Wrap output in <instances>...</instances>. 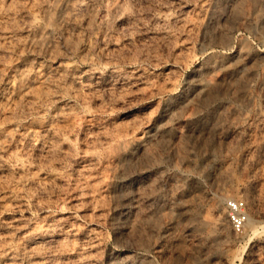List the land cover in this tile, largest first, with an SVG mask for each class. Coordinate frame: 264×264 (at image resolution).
<instances>
[{
    "label": "rangeland",
    "instance_id": "rangeland-1",
    "mask_svg": "<svg viewBox=\"0 0 264 264\" xmlns=\"http://www.w3.org/2000/svg\"><path fill=\"white\" fill-rule=\"evenodd\" d=\"M74 1L0 0V264L47 225L55 261L95 230V264H264V0ZM230 199L251 238L213 221Z\"/></svg>",
    "mask_w": 264,
    "mask_h": 264
},
{
    "label": "bare ground",
    "instance_id": "bare-ground-1",
    "mask_svg": "<svg viewBox=\"0 0 264 264\" xmlns=\"http://www.w3.org/2000/svg\"><path fill=\"white\" fill-rule=\"evenodd\" d=\"M127 3H128V0H120V1L116 2L113 5V7L111 6V8H113L114 16H124L126 14V12L128 11ZM67 7H68V12H67L68 13V17L70 19H72V20L73 19H77L81 14H83L85 12H87V13L94 12L95 9H96L95 3L93 1H91V0H75L73 3L69 2V5ZM229 14L230 13L227 14V12H226V14H222L219 17V19H217V20L226 19L229 16ZM215 15H216V13H215ZM184 18L179 19V22L181 21V22L185 23ZM212 18H214V17H212ZM117 19H119V18H117ZM121 20L123 21V19H121ZM216 22H218V21H216ZM112 23L114 24V22H112ZM214 23H215V21H214ZM197 82L204 85V82H203L202 79H198ZM228 82H230V81H228ZM211 85H212V83H211ZM206 86L208 87V85H206ZM203 88H204V86H202V89ZM205 92H206L205 96H209L210 94L213 93L211 89H209V90H207ZM201 93H203V92H201ZM248 95H246V98L248 97ZM209 97H211V96H209ZM209 97H206V98H209ZM202 128H204V127H202ZM144 142L146 143V141L143 140L142 143H140L139 146H138V148H139L140 152H142V154H144L143 152L146 151L145 149H147L145 147ZM140 156H141V153H140L138 159L140 158ZM94 160H95V157L93 155H89V153H87L85 155V160L84 161L86 162V165H91V163ZM129 187H131V186H129ZM127 188L128 187H126V190L128 191ZM131 188L133 189L134 187H131ZM128 193L129 192H127V194H125V191H124L123 194H125V195L122 194L123 198H124L123 201L126 200L125 202H126V205L129 206L128 207L129 212L132 213L134 208H135V198L132 195H128ZM221 204H217V206H216V210H215L216 212L214 211L215 212L214 213L215 214V218H214L213 221H216L217 223H219V226H222L223 228H225V227H227V225H229L230 222L228 220L227 215L225 214L226 213L225 212L226 209ZM211 213H212V211H211ZM208 216H207V214L204 215V216L201 215V217H202L201 218L202 219L201 222L203 224H205V225H209L210 223H213ZM197 217L200 218V215L197 216ZM252 218L253 217L250 214L249 220H248V222H247V224L245 226V229H244L243 233H236L237 235L242 234L243 237H250V236L252 237L251 231L253 232L252 234H256L258 232V227L259 226L254 225L255 222H253ZM11 228L14 229L17 232H21V234H25L26 233V232L25 233L22 232V230H23L22 227H19L18 225L11 226ZM61 231L73 232L74 231V223H72V222H70L68 220H65L64 226L61 227ZM55 232H56V229L50 228V226L47 225L43 229H41L40 237H38L41 240L34 241L33 244H30V245L26 246L25 248H23L21 253H19V251H15V250H11V252H8L9 259L11 260L10 264H20L21 262H26V264H95L94 260L92 259V256H93V253L98 249L99 244H100V242H99L100 241L99 234H98L97 231L91 230L90 231L91 233L84 238V241L81 244V247H79V250H80L79 252L80 253L76 257H74V258H71V257L64 258L61 261L60 260H56L55 261V260H52L51 258L56 256L59 253H66V252L69 253V252L73 251L74 249H70L71 242H69L67 240L61 242V241L57 240L56 238H51L48 241L49 245L47 247L43 248V246H42V243L45 242L44 241L45 240V236H51V234L55 233ZM254 251H255V249H254ZM260 252L257 254V256L255 258L259 262L262 259V255H260ZM261 254H262V252H261ZM18 256H22L23 258L20 259ZM20 260H21V262H20Z\"/></svg>",
    "mask_w": 264,
    "mask_h": 264
},
{
    "label": "built area",
    "instance_id": "built-area-1",
    "mask_svg": "<svg viewBox=\"0 0 264 264\" xmlns=\"http://www.w3.org/2000/svg\"><path fill=\"white\" fill-rule=\"evenodd\" d=\"M227 217L235 233H243L250 217L248 203L242 199H230L227 202Z\"/></svg>",
    "mask_w": 264,
    "mask_h": 264
}]
</instances>
